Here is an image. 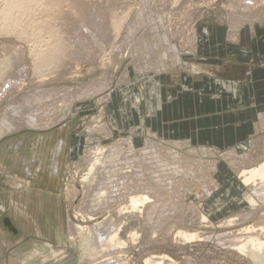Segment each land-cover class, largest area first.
Returning a JSON list of instances; mask_svg holds the SVG:
<instances>
[{"label": "rangeland", "instance_id": "1", "mask_svg": "<svg viewBox=\"0 0 264 264\" xmlns=\"http://www.w3.org/2000/svg\"><path fill=\"white\" fill-rule=\"evenodd\" d=\"M246 1L39 0L14 28L0 12L8 30L0 34V59L13 48L6 52L11 87L7 74L0 78V264L41 263L50 249L67 253L58 264H258L236 247L253 236L264 241V202L240 181L243 169L264 162V108L252 136L225 150L162 138L147 127L122 130L106 114L114 92L143 89L159 73L174 79L221 67L233 76L241 73L231 68L235 59L241 69L261 67L229 38L234 20L264 24V0L252 7ZM7 3L0 0V11ZM216 43L227 47L220 55L211 48ZM201 44L205 57L198 59ZM255 92L263 103L261 88ZM98 146L107 164L121 159L122 169H132L128 184L106 163L96 180L84 178ZM106 188L115 196L100 202ZM139 190L150 201L130 212L127 196ZM242 194H251L250 205L238 202ZM98 223L104 238L117 231L124 244L85 259L83 238Z\"/></svg>", "mask_w": 264, "mask_h": 264}, {"label": "crops", "instance_id": "2", "mask_svg": "<svg viewBox=\"0 0 264 264\" xmlns=\"http://www.w3.org/2000/svg\"><path fill=\"white\" fill-rule=\"evenodd\" d=\"M254 33L257 38L247 35ZM236 39L241 46L232 48L244 60L262 63L261 67L241 69L235 59L231 68L241 73L233 76L221 74V67L214 68V75L177 73L174 79L159 73L143 89L134 84L123 87L119 95L114 92L106 105L108 122L122 130L147 127L159 137L195 146L225 150L244 143L255 131V121L262 113L258 107L264 108V102L258 103L255 97L256 88L264 96V24L242 25ZM211 48L220 55L227 47L216 43ZM204 49L201 44L198 59L205 57ZM247 52L251 53L248 58Z\"/></svg>", "mask_w": 264, "mask_h": 264}, {"label": "bare ground", "instance_id": "3", "mask_svg": "<svg viewBox=\"0 0 264 264\" xmlns=\"http://www.w3.org/2000/svg\"><path fill=\"white\" fill-rule=\"evenodd\" d=\"M38 1L39 0H8L7 5L5 6V4H6V2H5L4 8L0 11V12H2V15H3V17L1 16V18L4 19V20H8L10 22L9 27H13L14 28V26H15L14 24L19 23L20 19L22 20L23 17H26L27 13L30 11L31 6L34 7V5ZM254 1L255 0H247L246 2H248V4H253V5H251V7H252L255 4ZM233 6H234V8L238 9V4L236 2H234V5L231 3V7L232 8H233ZM251 7L248 6L245 9H243L244 13L245 12L248 13L250 11ZM13 11H17L20 14L16 15L14 18H12V13H14ZM2 19H1V21H2ZM116 23H117L116 20L110 19V24L111 25H115ZM242 25H244V23L242 21L239 22V21H235L234 20L232 22V25H231V29H230L231 31L229 33V38L236 39L237 38V32H238V30L240 29V27ZM4 31H8V30L5 29L4 26H3V28L0 27V34L2 32H4ZM12 49L13 48H8V46L5 47L4 53L2 54V58L0 59V78L7 74L6 77H9V79H10L8 82H6V84H7L6 89L11 87V85H10L11 84V82H10L11 81V78H10L11 76L9 74L10 67L6 68V66L8 65V62H9L8 57L6 56V52L8 50H12ZM173 49H175L174 46H173ZM178 59L180 60V58H178ZM2 86H0V91H2L1 88L5 89V87L4 86L2 87ZM97 119H100V118L97 117ZM8 126H10V124ZM250 147H251V144L247 143L242 148H244L245 150H248ZM105 151H106V149H105ZM100 152H101V154L104 153V147L98 146V147H96L95 152H93L96 156L94 157L93 162L88 167V172L86 174V177H84L85 179L92 180V181L96 180V178H97L96 173L99 170V166H102V164H105V163L107 164V161H106L107 159L104 160V158H100L101 156L100 157L97 156V154L100 153ZM244 152H243V154H244ZM104 155H105V153H104ZM112 160H113V158H112ZM111 161H109V163L107 165H104V167L106 168L107 166H110V167H115L116 166L115 169H112L110 171H114V170L117 171L116 174L118 176L116 178H121V174L125 173L124 178L127 177V179L124 181V183H125V185L128 184L129 183L128 173L131 172L132 169H122L121 163H117V162L121 161V159L115 160V162L113 164L110 163ZM107 173L108 172L106 170V174ZM136 175H138V174H136ZM240 176H241V180H240L241 183H243L244 185L253 186L254 187V189L252 190L253 195H257L264 202V162H261L260 164L259 163L255 164L252 167H249L248 169H243L241 174H240ZM120 183L122 185L123 181H121ZM256 185H259V186L256 187ZM112 191H113V193H112ZM115 193H116V191L114 192V190H109L108 188H106L105 190H102L101 192L98 193V196H99L98 199H99L100 202L102 201L101 198H103V197L105 199L107 197L111 199L112 196H115ZM122 193L123 192L121 191V196H122ZM245 195H243V194L240 195L238 197V202H241L242 200H244L246 198L244 203H246L247 205H250L248 199L251 198V194L250 195L245 194ZM149 199H150L149 196L145 195L144 192L139 190L138 193H136L134 195L131 194L130 196H127L128 206L125 207V208L129 209V211L131 210L130 212L140 211V207H142L144 204L149 202L150 201ZM215 200L217 202V198ZM108 201H110V200H108ZM102 202H104V201H102ZM105 204H107V203H105ZM121 209H124L123 205L119 207V210H121ZM208 210H209V208H208ZM124 211H126V210H124ZM143 211L144 210H142V212ZM126 212H128V211H126ZM201 219L205 220V219H208V218H207V216L205 214L204 215L202 214L201 215ZM111 222L112 221H110L109 223H111ZM100 226H101V223L93 225L91 228L88 229V234H86L87 236L83 238L84 244L82 246V250H83V254L86 253L83 256L85 259L87 258L85 256L92 257V256H95L97 254L100 255V252L104 251L107 248L110 249V248H113V247L118 246L120 244H124L122 242L121 238H119V236L117 235L118 234L117 231L114 232L112 235L108 236L107 238H104L101 235V233H100ZM75 230H76V232H81V231H83V228L80 227L79 225H75ZM178 234L184 240H192L195 237V234H187L185 232H179ZM131 237H132V240H133L135 238V233H132ZM97 238L100 239L99 242H102V244L99 245V246L97 244ZM236 248L238 250H240V251H243V252L247 253L254 260V262H256L258 264H264V241H261L258 237H254V236L250 237L248 239L247 243L246 242L242 243V244L238 245ZM37 253L41 254L40 251H38ZM37 253H32L30 255V257L32 255H34V254H37ZM48 256H49V258L54 260L53 264L62 263L65 259L68 258L67 257V253L65 251L56 250V249H50L49 253H48ZM48 259H45L41 263H37V264H50L48 262ZM25 263L26 262H23L21 264H25ZM27 264H32V261L27 262ZM145 264H163V263L159 262V261H153L151 259H147V260H145Z\"/></svg>", "mask_w": 264, "mask_h": 264}]
</instances>
